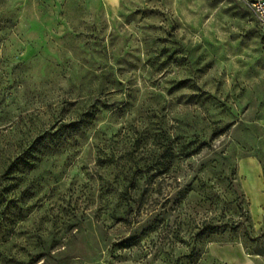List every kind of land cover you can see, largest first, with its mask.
<instances>
[{"label":"rangeland","instance_id":"obj_1","mask_svg":"<svg viewBox=\"0 0 264 264\" xmlns=\"http://www.w3.org/2000/svg\"><path fill=\"white\" fill-rule=\"evenodd\" d=\"M246 157L264 22L239 0H0V264H264Z\"/></svg>","mask_w":264,"mask_h":264},{"label":"crops","instance_id":"obj_2","mask_svg":"<svg viewBox=\"0 0 264 264\" xmlns=\"http://www.w3.org/2000/svg\"><path fill=\"white\" fill-rule=\"evenodd\" d=\"M238 171L243 193L250 204L253 222L264 223V171L260 163L252 157L240 160Z\"/></svg>","mask_w":264,"mask_h":264},{"label":"built area","instance_id":"obj_3","mask_svg":"<svg viewBox=\"0 0 264 264\" xmlns=\"http://www.w3.org/2000/svg\"><path fill=\"white\" fill-rule=\"evenodd\" d=\"M243 3L260 21L264 22V0H239Z\"/></svg>","mask_w":264,"mask_h":264},{"label":"trees","instance_id":"obj_4","mask_svg":"<svg viewBox=\"0 0 264 264\" xmlns=\"http://www.w3.org/2000/svg\"><path fill=\"white\" fill-rule=\"evenodd\" d=\"M195 154H197V151L195 152ZM191 156V154H186L185 155V157H190ZM261 165V167H262V171H264V164H260Z\"/></svg>","mask_w":264,"mask_h":264}]
</instances>
